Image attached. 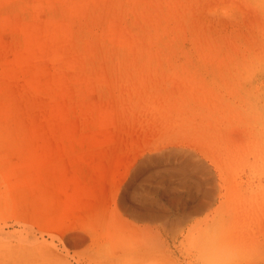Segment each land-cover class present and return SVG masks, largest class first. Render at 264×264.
<instances>
[{
	"label": "rangeland",
	"instance_id": "1",
	"mask_svg": "<svg viewBox=\"0 0 264 264\" xmlns=\"http://www.w3.org/2000/svg\"><path fill=\"white\" fill-rule=\"evenodd\" d=\"M0 64L1 144L33 136L42 175L27 198L0 149V261L21 210L64 198L76 264H138L149 212L183 220L176 264L198 235L212 264H264V0H0Z\"/></svg>",
	"mask_w": 264,
	"mask_h": 264
},
{
	"label": "bare ground",
	"instance_id": "2",
	"mask_svg": "<svg viewBox=\"0 0 264 264\" xmlns=\"http://www.w3.org/2000/svg\"><path fill=\"white\" fill-rule=\"evenodd\" d=\"M130 4V3H129ZM38 9V8H36ZM35 11V10H34ZM38 14V13H37ZM39 16V15H38ZM98 30V29H97ZM23 34V33H22ZM79 35H77L78 37ZM21 37H19L20 39ZM83 38V37H82ZM84 39V38H83ZM49 42V41H48ZM79 42V41H78ZM38 43V42H36ZM86 43V42H84ZM97 43V42H96ZM76 45V44H75ZM78 45V44H77ZM79 46V45H78ZM141 47V46H140ZM77 48V47H76ZM75 49V48H74ZM78 50V49H77ZM83 51V50H82ZM99 51V50H98ZM119 51V49H118ZM62 52V51H61ZM64 52V51H63ZM120 52V51H119ZM131 52V51H130ZM127 53V52H126ZM69 54V53H68ZM88 54V53H87ZM118 54V53H117ZM140 54V53H138ZM61 55V54H60ZM96 55V54H95ZM119 55V54H118ZM99 56V55H98ZM88 57V55H87ZM96 57V56H94ZM101 57V56H100ZM98 57V59H100ZM129 57V55H128ZM137 57V55L135 56ZM139 57V56H138ZM89 58V57H88ZM120 58V57H119ZM118 58V59H119ZM126 58V56H125ZM114 59V58H113ZM131 59V58H130ZM139 59V58H138ZM136 59V60H138ZM88 60V59H87ZM90 60V59H89ZM93 60V57H92ZM133 60V59H132ZM131 60V62H132ZM102 61H104L102 59ZM139 61V60H138ZM93 62V61H92ZM110 62V61H109ZM121 62V61H120ZM130 62V63H131ZM146 62V61H145ZM100 63V62H98ZM119 63V62H118ZM128 63V62H127ZM129 64V63H128ZM126 64V65H128ZM146 64V63H145ZM144 64V66H145ZM1 65V64H0ZM107 65V64H106ZM117 65V64H116ZM120 66V64H118ZM136 65V63H135ZM143 65V64H142ZM95 66H97L95 64ZM100 66V65H99ZM131 66V64H130ZM143 66V67H144ZM87 67V66H86ZM107 67V66H106ZM116 67V66H114ZM121 67V66H120ZM109 68V67H108ZM145 68V67H144ZM75 69V68H73ZM83 69V68H82ZM91 69H94L91 67ZM111 69H113L111 67ZM117 69V67H116ZM115 69V71H117ZM131 69V68H130ZM136 69V68H135ZM142 69V68H141ZM5 71V67L3 69ZM72 70V69H71ZM98 70V69H97ZM114 70V69H113ZM143 70V69H142ZM109 71V69H108ZM119 71V70H118ZM114 72V71H113ZM121 72V71H120ZM119 72V74H120ZM144 72V71H143ZM109 73V72H108ZM117 73V72H116ZM125 73V72H124ZM131 73V72H130ZM142 73V72H140ZM152 74V73H151ZM150 74V75H151ZM114 75V74H113ZM122 75V74H121ZM124 75V74H123ZM122 75V76H123ZM132 75V74H131ZM141 75V74H140ZM144 75V74H143ZM1 77V76H0ZM112 77V76H110ZM114 77V76H113ZM129 77V76H128ZM96 78V77H94ZM112 79V78H111ZM115 79V77H114ZM130 79V78H129ZM140 79V78H139ZM68 80V78H67ZM121 80V78H120ZM125 80V79H124ZM142 80V79H141ZM140 80V81H141ZM96 81V80H95ZM112 81V80H111ZM119 81V80H118ZM138 81V82H140ZM97 82V81H96ZM107 82V81H106ZM110 82V80H109ZM120 82V81H119ZM70 88L73 90H76L77 93L80 95L85 94L87 91V88H83L77 81V79H72L68 81ZM136 83V81H135ZM142 83V82H141ZM51 84V83H50ZM102 84V83H101ZM115 85V84H114ZM113 85V86H114ZM117 85V84H116ZM143 85V84H142ZM39 88H44L48 87L47 81L45 79H42V81H39L38 84ZM54 88H51L52 92L57 93L59 91V88L57 85H52ZM61 86V85H60ZM129 86V85H128ZM50 87V86H49ZM86 87V86H85ZM108 87V86H107ZM124 87V86H123ZM130 88V87H129ZM140 88V87H139ZM142 88V87H141ZM116 89V88H115ZM131 89V88H130ZM129 89V90H130ZM136 89V88H135ZM138 89V88H137ZM111 90V87H110ZM125 90V89H124ZM1 91V90H0ZM115 91V90H114ZM131 91V90H130ZM111 92V91H110ZM5 93V91H4ZM87 93V92H86ZM113 93V92H112ZM116 93V92H115ZM118 93V92H117ZM120 93V92H119ZM118 93V94H119ZM123 93V92H121ZM132 93V92H131ZM126 94V93H124ZM1 95V94H0ZM7 95V94H6ZM11 95V94H10ZM121 95V94H119ZM127 95V94H126ZM8 96V95H7ZM55 96V95H54ZM122 96V95H121ZM110 97H112L110 95ZM118 97V96H117ZM120 97V96H119ZM58 98V97H57ZM80 98V97H79ZM108 98V96H107ZM113 98L116 100V97ZM112 98V100H113ZM123 98V97H122ZM126 99V98H125ZM12 100V99H11ZM4 101V100H3ZM128 101V99H127ZM10 102V101H9ZM7 102V103H9ZM114 102V101H113ZM121 102V101H120ZM131 102V101H130ZM4 103V102H3ZM118 103V102H117ZM125 104V103H124ZM5 105V104H4ZM8 105V104H7ZM11 105V104H10ZM118 105V104H117ZM3 106V105H2ZM14 106V105H13ZM101 106V104H100ZM5 107V106H4ZM120 109L121 106H119ZM9 108V107H8ZM5 109V108H3ZM125 109V108H124ZM9 110V109H8ZM12 110V109H10ZM8 111L11 113V111ZM106 109H100L98 118L101 120L105 119L107 117V110ZM13 113V112H12ZM98 113V111H97ZM4 114V113H3ZM16 116V115H15ZM10 117V116H9ZM2 115L0 111V149L6 148L7 151L9 150V154L13 155L12 157V162L9 160H6L4 163H9L11 166L14 167L16 176L18 177L17 180L12 184L14 187L19 188L22 192L26 194L27 198L34 196V187H41L40 183V176L41 173L38 171H34L33 169H37L38 162L37 156H39V152H41L40 148H36V146H33L32 140L33 136L28 135L26 138L25 134L22 133H14L11 134L12 137H9L8 143L6 141V146L2 145V141L4 138V131H2ZM22 119V118H21ZM26 122V119H25ZM30 122V121H29ZM24 123V119H23ZM21 125H24V124ZM28 123V122H27ZM4 124V123H3ZM10 126V125H9ZM7 127V126H6ZM16 128V127H15ZM6 131V130H5ZM29 134V133H28ZM6 139V138H5ZM5 146V147H4ZM1 154V153H0ZM8 155V154H7ZM10 156V155H9ZM42 156V155H41ZM1 156L0 158H2ZM10 157V158H11ZM19 157H22L26 160L25 165L29 169V174L28 176H21L18 174L19 170L17 167V162ZM4 158V157H3ZM7 158V156H6ZM4 161V160H3ZM40 162V161H39ZM35 163V164H34ZM41 163V162H40ZM24 175V174H23ZM15 184V185H14ZM49 187H56L55 182L54 183H49ZM30 199V198H29ZM28 199V200H29ZM23 200V199H22ZM20 201V200H19ZM27 201V200H26ZM58 208L57 210L50 209L48 206H41L39 204H33L34 207L31 210H24L19 212L18 217V222H19V228L15 229L14 234L16 236V256H15V262L13 264H76V262L80 263L81 261L79 260L78 257H80V253L78 251H73L71 249L72 243V236L73 235H78V232L76 231L75 233L70 234L65 229V220H64V214L63 210L65 211L66 203L64 198H60L58 200ZM87 203V202H86ZM50 204V202H48ZM46 204V205H48ZM44 205V204H43ZM131 206V205H130ZM130 208V207H129ZM128 208V209H129ZM139 208V207H138ZM141 208V207H140ZM139 208V209H140ZM68 209V208H67ZM134 209V208H133ZM142 211V210H141ZM98 212V211H97ZM139 212V211H138ZM157 212V211H156ZM142 213V212H141ZM150 214L149 217L154 219V220H159V224L155 226V231L158 234L159 237H161L163 240L162 242L159 243V241H155L152 243H149L146 248L143 249L142 251H138L139 253L137 254L138 256V264H176L177 260V252H176V243L179 242V240L182 238L184 232V229L177 228L176 225L179 227V225L183 222V220H180L176 217H171L170 215H165V213H153L149 212ZM95 215V214H94ZM86 216V215H85ZM77 217V216H76ZM96 217V216H94ZM93 219V218H92ZM64 220V221H63ZM90 220V219H89ZM152 220V222H154ZM156 221V222H157ZM155 222V223H156ZM233 223H235L233 221ZM67 224V223H66ZM85 225V223H84ZM92 226V225H91ZM113 226V225H112ZM154 226V225H153ZM84 227V226H83ZM82 227V228H83ZM86 227V225H85ZM81 228V229H82ZM87 228V227H86ZM91 228V227H90ZM76 229V228H75ZM93 229V228H92ZM129 229V228H128ZM153 229V228H150ZM177 229V230H176ZM86 232V229H84ZM126 230V229H125ZM1 231V230H0ZM96 231V230H95ZM129 231V230H127ZM192 230H189L188 232H191ZM154 232V230H152ZM10 233V232H9ZM5 233V234H9ZM80 233V232H79ZM88 233V232H87ZM93 233V231H92ZM99 233V232H98ZM97 233V234H98ZM4 234L5 238L7 235ZM81 234V233H80ZM89 234V233H88ZM96 234V233H95ZM94 234V235H95ZM3 235V234H1ZM12 235V234H11ZM91 236V235H90ZM12 237V236H11ZM81 238L83 237L82 234L80 236ZM142 237V236H141ZM145 237V236H143ZM193 237V235H192ZM230 236V241L234 242L233 238ZM71 238V239H70ZM84 238V237H83ZM94 238V237H93ZM146 238V237H145ZM149 238V234H148ZM184 238V237H183ZM10 239V238H9ZM14 239V238H13ZM75 239V238H73ZM192 240L189 241L188 247L186 249L187 257L189 258L187 264H212L213 261H221L225 262V258L223 255H215L212 257L210 255V250H209V245L207 244L206 241L201 239L198 236H194L191 238ZM5 240V239H3ZM98 240V239H97ZM134 240V238L132 239ZM147 240V239H146ZM1 241V240H0ZM7 241V240H6ZM6 241L4 243H6ZM73 241V240H72ZM136 241V239H135ZM139 241V240H138ZM144 241V238L143 240ZM148 241V240H147ZM79 242V240H77ZM96 242V241H95ZM134 242V241H133ZM132 242V244H133ZM3 243V242H2ZM98 244V242H96ZM76 244V240H75ZM75 246V245H73ZM72 246V247H73ZM2 248V247H1ZM140 248V247H139ZM132 249V248H131ZM138 249V248H137ZM182 249V248H181ZM183 250V249H182ZM103 251V250H102ZM73 252V253H72ZM99 252V251H98ZM122 252V251H121ZM126 252V251H125ZM123 251V253H125ZM131 252V251H130ZM128 253V252H126ZM104 254V253H103ZM133 254V253H132ZM99 255V253H98ZM118 255V254H116ZM124 255V254H123ZM122 255V256H123ZM101 256V255H99ZM105 256V255H104ZM8 257V256H7ZM102 257V256H101ZM114 257V256H113ZM116 257V256H115ZM129 258V257H127ZM131 258V257H130ZM13 259V258H12ZM82 260V259H81ZM84 260V259H83ZM112 261V260H111ZM121 262V261H120ZM107 263V262H106ZM226 263V262H225ZM0 264H11L9 260H2L0 261Z\"/></svg>",
	"mask_w": 264,
	"mask_h": 264
}]
</instances>
